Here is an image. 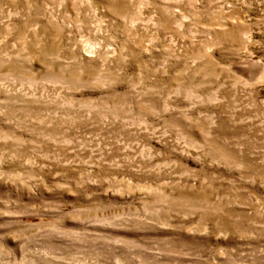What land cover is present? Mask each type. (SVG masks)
Here are the masks:
<instances>
[{
	"label": "rangeland",
	"instance_id": "obj_1",
	"mask_svg": "<svg viewBox=\"0 0 264 264\" xmlns=\"http://www.w3.org/2000/svg\"><path fill=\"white\" fill-rule=\"evenodd\" d=\"M0 264H264V0H0Z\"/></svg>",
	"mask_w": 264,
	"mask_h": 264
}]
</instances>
